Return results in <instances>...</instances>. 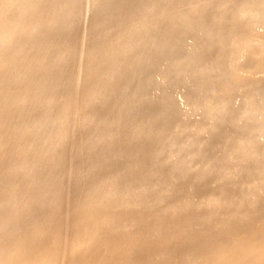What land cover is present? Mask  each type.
<instances>
[{
	"label": "rangeland",
	"instance_id": "1",
	"mask_svg": "<svg viewBox=\"0 0 264 264\" xmlns=\"http://www.w3.org/2000/svg\"><path fill=\"white\" fill-rule=\"evenodd\" d=\"M17 1L0 2V256L68 212L59 264H202L220 210L217 234L263 229L264 0ZM83 212L106 239L76 242Z\"/></svg>",
	"mask_w": 264,
	"mask_h": 264
},
{
	"label": "bare ground",
	"instance_id": "2",
	"mask_svg": "<svg viewBox=\"0 0 264 264\" xmlns=\"http://www.w3.org/2000/svg\"><path fill=\"white\" fill-rule=\"evenodd\" d=\"M2 0H0V2H1ZM4 1V0H3ZM26 0H21L20 1V3H22L21 5H23L24 3H26L25 2ZM44 0H32V5H33V7L35 8V9H39L40 8V6H41V4H42V2H43ZM223 1V0H222ZM221 1V2H222ZM227 1V0H226ZM15 2H16V5L17 6H19V4H18V1L17 0H15ZM58 2H60V3H62V4H66V3H68L69 2V4H72V3H75L76 2V0H67L66 1V3H64V1L63 0H58ZM223 2H225V0L223 1ZM226 3V2H225ZM227 3H228V1H227ZM223 5H224V9L225 8H227V10L228 9H230L231 8V5L228 3L227 5H230L229 7L230 8H228V6H226L224 3H223ZM220 6V5H219ZM226 6V7H225ZM1 7V6H0ZM221 7V6H220ZM219 7V8H220ZM221 7V8H222ZM3 8H4V6H3ZM218 8V9H219ZM0 9H2V8H0ZM223 9V10H224ZM222 10V9H221ZM221 10H219V12H221ZM222 10V12H221V17H222V19H221V17H218V18H220L219 20L220 21H223L224 20V18H225V20L227 19V17H225V14L223 13L224 11ZM231 10V9H230ZM2 11H3V9H2ZM226 11V10H225ZM1 12V11H0ZM218 12V14H220ZM227 12V11H226ZM222 13H223V15L224 16H222ZM228 14H229V12H227ZM227 13H226V15H227ZM219 16V15H218ZM4 58V57H3ZM23 59H25V58H23ZM8 64V62H6V61H2V65L3 66H5V65H7ZM0 89H4V90H6V91H9L10 90V87H9V83H10V81L8 80V78H2V79H0ZM23 91V90H22ZM22 94V92H19L18 94H17V96L18 95H21ZM24 94H25V92H24ZM11 98V97H10ZM9 100V99H8ZM7 100V101H8ZM6 101V102H7ZM26 116H30V114H27ZM25 116V117H26ZM45 117H43L42 119H44ZM42 121H44V120H42ZM3 123V125L5 124V122L4 121H2V120H0V138H5L6 137V134L8 133V131H7V129L2 125L1 126V124ZM41 127L43 126V124L42 125H40ZM3 128V129H2ZM30 135H34V133H30ZM30 135H28V136H30ZM32 137H34V136H32ZM25 138H26V136H25ZM24 138V139H25ZM31 137H29V139H30ZM29 139H27L28 141H29V143L31 144V142L34 140V138L31 140V142H30V140ZM1 141V145L2 146H5L3 143H2V140H0ZM26 142V140H23V143H25ZM28 144V143H27ZM174 146H176V148L174 149V150H176V151H181V148H180V146H179V144H177V145H174ZM30 157V156H29ZM33 157V156H32ZM23 158V157H22ZM25 158H27V159H29L27 156H24V158H23V164L25 163ZM30 160V159H29ZM125 164H128V160H127V163H125ZM125 166H127V165H124V170L126 171V169H125ZM125 171H124V173H125ZM145 180H146V178H145ZM100 182H101V180H99ZM99 181H97V182H99ZM121 180H119V182H120ZM116 183H117V181H116ZM118 184V183H117ZM98 185V184H97ZM101 185V184H100ZM93 186H95V182H94V185ZM99 186V185H98ZM97 186V187H98ZM103 188H104V186H102ZM102 187H99V188H102ZM0 192H2V191H0ZM119 195H121V192H120V194H118V196ZM122 195H123V197L122 196H120L121 198H123V199H125L126 198V196L122 193ZM120 197H119V199L117 198V200H116V202L119 200L120 201ZM125 197V198H124ZM129 197V196H128ZM105 199V198H104ZM109 199V198H108ZM123 199H121L122 201H123ZM105 200H107V198L105 199ZM105 200H103V199H100V204H101V201L102 202H104ZM110 200H108V202H109ZM118 201V202H119ZM121 201V202H122ZM125 202H126V200H124ZM129 201V200H128ZM127 201V202H128ZM99 202V201H98ZM108 202H106V203H108ZM111 203L113 204V202H111L110 201V204L109 205H111ZM99 204V205H100ZM103 204V203H102ZM114 205V204H113ZM116 205L117 204H115V207H116ZM100 206H102V205H100ZM104 206V205H103ZM105 206H106V204H105ZM104 206V207H105ZM107 207V206H106ZM105 207V208H106ZM113 207V206H112ZM67 208H69V207H67ZM72 208V207H71ZM116 209H118V206L116 207ZM69 210L71 211L72 209H70L69 208ZM119 210H120V208H119ZM74 210H72V212H73ZM87 211V213H88V209L86 210ZM85 211V212H86ZM101 211V210H100ZM103 212H104V210H102ZM121 211V210H120ZM72 212H70L71 214H72ZM90 212V211H89ZM167 212V211H166ZM225 212H224V210H220V211H218V215L215 217V218H212L211 220H208L206 223H205V226H203V227H207L208 228V230L211 232V234H214V235H216V237H217V246H216V248H215V250L214 251H212V252H208L207 250H204V247H202L201 248V251L200 252H198L199 254H201V256H202V264H264V224L263 223H260V224H258V226L260 227V225L261 226H263L262 228L263 229H261V227H260V230H258V229H256V227L255 226H257V225H255L254 226V229H252L251 227L248 229V234H246V235H240V234H230V235H222V234H217L216 233V231L218 230V227H217V224L215 223V220H218V219H221V216L224 214ZM21 214H23V213H21ZM64 214H67L66 213V209H65V213ZM73 214H75V211H74V213ZM72 214V215H73ZM83 214H84V212H83ZM91 214H93V213H91ZM102 214V213H101ZM19 215V214H18ZM89 216H91L90 214H88ZM88 215H86V213L83 215L84 217H83V220L82 221H84V223H85V230H80V228H78L79 230H76L80 235L78 236L77 235V239H76V242L79 244H81V243H86V244H91V246H92V243H94L95 244V242L97 241L98 242V240L101 238V240L103 239V238H105V237H102L103 235H105L104 234V232L106 231V230H109V229H107L109 226H108V222L106 223V224H104V225H106L105 226V228H102L103 230H101L100 229V227L99 228H90L89 227V225H88V223L86 222L87 221V218L89 219V217H88ZM103 215V214H102ZM22 216H25L24 214L22 215ZM71 215H69V212H68V215H67V217H70ZM75 216V215H74ZM61 217H64V215L62 214L61 215ZM67 217L65 216L64 218L66 219H64L65 221H67L68 219H67ZM73 217V216H72ZM71 217V218H72ZM24 219L26 218V219H29V220H32V217H30V218H27V217H23ZM74 218V217H73ZM82 218V217H81ZM239 218H242L241 216H239ZM62 219V220H63ZM70 219V218H69ZM80 219V218H79ZM59 220V219H58ZM62 220H61V223H62ZM72 220V219H71ZM78 220V219H77ZM113 220V219H112ZM158 221H160L159 223H158V225L157 226H159V227H161L163 224H167V225H171L172 227H175L176 226V224H175V222H176V220L175 221H173V220H170V221H167V222H165L163 219H157ZM261 220V221H260ZM260 222H264V216H262L261 218H260ZM65 221H63V222H65ZM68 221H70V220H68ZM75 220H73V222H74ZM71 222V221H70ZM76 222V221H75ZM74 222V223H75ZM113 223H115L116 221L114 220V221H112ZM60 222H58V221H55L54 219H52V222L51 223H49V224H47V223H45L44 225L43 224H40L37 228H36V231L34 232V234L32 235L33 236V239H30V240H35V241H37V243L39 244V246L34 242V246H35V244H36V246H38L39 248H35V250L36 249H38L37 251H33V248H34V246H33V248H32V251H31V247H32V245H31V243L32 242H30L29 241V247H30V251L29 250H27V248H29V247H26L25 248V245H24V247L21 245V241H20V243H18L17 242V240H16V243L15 242H13L12 244H10L7 248H5L1 253H3L1 256H0V264H59V263H63V261H59L60 259H58V257L57 256H59L60 257V255L57 253L58 251L56 250V247H57V243H56V235H54V234H52V233H58V231L60 230H62L61 228H62V224L60 223ZM74 223H72L71 222V224H74ZM110 223V222H109ZM68 224V225H67ZM112 224V223H111ZM115 224H117V223H115ZM115 224H113V225H115ZM5 226H6V229H8V228H10V227H13V226H11L10 224H8V223H5L4 224ZM66 225L67 226H69L70 227V224L69 223H66ZM73 226V225H72ZM71 226V227H72ZM111 226V225H110ZM70 227V228H71ZM104 227V226H103ZM259 227H257V228H259ZM63 228H64V223H63ZM72 228H74V227H72ZM110 228V230H111V227H109ZM114 228H116V226L114 227ZM113 228V229H114ZM166 228V227H165ZM165 228H164V230H165ZM67 229V231L69 232L70 230H69V228H66ZM112 229V231H111V234L112 233H114L113 230ZM15 230H16V228H14V231H12V230H7L6 232H3L4 234L3 235H5V236H9L6 240L8 241V239L10 238V237H16V236H13V234H15L14 232H15ZM73 230V229H72ZM71 230V231H72ZM109 230V231H110ZM251 230V231H250ZM49 231H51V232H49ZM60 231H59V234H60ZM75 231V230H74ZM80 231L81 232H83L82 234L80 233ZM163 231V230H162ZM42 232H47L48 233V236H49V233L51 234L50 236L52 237L53 235H54V237L53 238H51V239H54V241L55 242H49V246H48V243H47V246H46V240H45V244L43 245V244H41V242H42V240H41V238H42V236L44 237L45 236V234L43 233V235L41 236L40 234L42 233ZM67 232V233H68ZM121 232V231H120ZM56 233V234H57ZM67 233H65V234H67ZM105 233H107L108 235H109V233H108V231H106ZM158 233V232H157ZM58 234V235H59ZM63 234V232L59 235V238H61L60 236ZM75 234V233H74ZM118 234H119V232H118ZM118 234H116V235H118ZM159 234H160V232H159ZM159 234H157L156 236H159ZM3 235H1V236H3ZM47 235V234H46ZM70 235V234H69ZM0 236V237H1ZM25 236V235H24ZM66 236V235H65ZM106 236V235H105ZM47 236H45V238H46ZM58 237V236H57ZM62 237H64V236H62ZM75 237H76V235H75ZM112 237V236H111ZM110 237V238H111ZM30 237H28V239H29ZM67 238H68V240H67V243H66V238L64 239L65 240V244H64V246L65 245H67L68 243H69V240L71 239H69V237H68V234H67ZM106 239V238H105ZM109 239V238H108ZM41 240V241H40ZM26 241V240H25ZM49 240H48V238H47V242H48ZM52 241V240H51ZM60 241H62V240H60ZM23 242V241H22ZM43 242H44V239H43ZM58 242V241H57ZM71 242V241H70ZM109 242H111V240H109ZM59 243V242H58ZM24 244V243H23ZM27 245V244H26ZM63 245V244H62ZM70 245H72V244H70ZM28 246V245H27ZM45 246V247H44ZM81 246V245H80ZM94 246V245H93ZM97 246V245H96ZM68 247V249H70L69 248V246H67ZM67 247H66V249H67ZM73 247H74V245H72V249H73ZM82 247H83V245H82ZM88 247V246H87ZM86 247V248H87ZM45 248H48L49 250H50V253H51V258L50 259H48L47 257H46V255L45 256H43V258H47V259H44V261H43V259L42 260H40L39 259V256H40V258H42L41 256H42V254L39 252V251H41L40 249H45ZM59 247H57V249H58ZM61 249H62V246L60 247ZM65 248V247H64ZM76 248H77V246H76ZM75 247H74V250L73 251H75V250H77L78 248H80V247H78L77 249H76ZM91 248V247H90ZM65 249V250H66ZM71 249V250H72ZM2 250V247L0 246V251ZM48 250V251H49ZM81 250V249H80ZM91 250V249H90ZM93 250V249H92ZM92 250H91V253H93L92 252ZM95 250H96V247H95ZM99 249H97V251H98ZM147 250V249H146ZM45 251V250H44ZM59 251H60V249H59ZM63 251V250H62ZM87 251V250H86ZM85 251V252H86ZM46 252H47V250H46ZM67 252V251H66ZM66 252H65V254H66ZM76 252V251H75ZM75 252H74V256H73V258H72V260L75 258ZM96 252V251H95ZM166 252H168V249H166V251L164 252V254L166 253ZM61 253H63L64 254V252H60V254ZM88 253H89V251H88ZM99 253V252H98ZM97 253V254H98ZM108 253H109V251H108ZM9 254V255H8ZM46 254V253H45ZM58 254V255H57ZM63 254H61L62 255V258H63V260H64V255ZM76 254H77V252H76ZM95 254V253H94ZM93 254V258H92V255H90V254H88V255H90L91 257V259H90V261H88L89 259H88V257H87V259L88 260H86V261H88V262H90L91 264H104V263H102L101 261H104V259L102 258H100L99 256H97V255H94ZM8 255V256H7ZM79 255L80 254H78L77 255V257H79ZM87 255V256H88ZM49 256V255H48ZM66 256H68L67 254H66ZM101 256H102V254H101ZM170 255H168V257H169ZM82 257V256H81ZM84 257V256H83ZM165 258L167 257V256H164ZM195 256H193L192 258H194ZM66 259L68 258V257H65ZM71 258L69 259L70 261H71ZM15 259L17 260V261H15ZM76 260L78 259V258H75ZM84 259H85V257H84ZM45 260H47L46 262H45ZM79 260H81V258L80 259H78V261L77 262H79ZM83 260V259H82ZM65 261V260H64ZM68 262L67 261V263H70V264H72L73 263V261H71V262ZM75 261V260H74ZM168 261H170V260H168ZM167 260H166V263L168 262ZM76 262V264H78ZM81 262V261H80ZM83 262H85L84 260H83ZM83 262L81 263V264H83ZM128 262H133V261H120V262H117V263H109V264H129ZM86 263V262H85ZM89 263V264H90ZM134 263V262H133ZM166 263H164V264H166ZM170 263H172V262H170ZM185 263V262H184ZM183 263V264H184ZM75 264V263H74ZM167 264H169V262L167 263Z\"/></svg>",
	"mask_w": 264,
	"mask_h": 264
},
{
	"label": "water",
	"instance_id": "3",
	"mask_svg": "<svg viewBox=\"0 0 264 264\" xmlns=\"http://www.w3.org/2000/svg\"><path fill=\"white\" fill-rule=\"evenodd\" d=\"M235 29H236V28L233 27L231 30H232V31H235Z\"/></svg>",
	"mask_w": 264,
	"mask_h": 264
}]
</instances>
